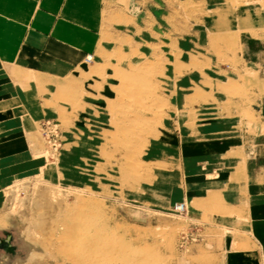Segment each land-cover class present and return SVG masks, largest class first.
<instances>
[{"label": "rangeland", "instance_id": "374dc122", "mask_svg": "<svg viewBox=\"0 0 264 264\" xmlns=\"http://www.w3.org/2000/svg\"><path fill=\"white\" fill-rule=\"evenodd\" d=\"M6 2L14 11L0 17L10 21L39 6ZM63 8L69 37L93 46L67 76L30 74L22 106H0V264H58L56 248L54 256L29 241L54 196L89 199L100 246L128 245L96 264H222L236 232L222 227L220 210L195 218L190 187L214 177L221 152L231 161L244 144L264 145V0H63ZM236 23L244 39L234 52L214 34L231 39ZM14 69L0 61V83L20 87ZM141 105L146 122L133 114Z\"/></svg>", "mask_w": 264, "mask_h": 264}, {"label": "crops", "instance_id": "0c3cea01", "mask_svg": "<svg viewBox=\"0 0 264 264\" xmlns=\"http://www.w3.org/2000/svg\"><path fill=\"white\" fill-rule=\"evenodd\" d=\"M8 4L0 0L2 12L14 11V5ZM62 4L63 0H39V6L29 10L24 21L0 17V61L16 64L21 69L14 71L27 74L16 78L13 72L14 84L20 87L0 83L1 107L22 106L17 96L25 92L30 74L67 76L78 66L85 49L93 46H80L69 37L68 18L63 21L66 6L62 9ZM19 7L16 13L25 15ZM17 27L20 29H13ZM15 112L12 117L16 116ZM18 144L16 141L8 147L12 149ZM211 146L217 148L213 143ZM221 153L220 170L214 177L206 174L204 181L195 180L190 187L191 213L195 218L202 214L211 218L213 212L220 210L221 216L215 217L221 220L222 227L227 225L236 232L235 237L228 235L223 244L222 264H264V145L244 144L231 161L228 149Z\"/></svg>", "mask_w": 264, "mask_h": 264}, {"label": "bare ground", "instance_id": "6f19581e", "mask_svg": "<svg viewBox=\"0 0 264 264\" xmlns=\"http://www.w3.org/2000/svg\"><path fill=\"white\" fill-rule=\"evenodd\" d=\"M230 24H226V26L234 25V24L231 25ZM226 26L222 25V27L225 28ZM239 26L240 24H237V31L236 33L234 32L235 35L231 39L227 38L226 35L221 36L215 33L214 36L216 39V43L220 45V43L229 42L233 47V49L235 50L234 52H236L238 46L241 45L240 41L244 39L241 38L242 30H240L241 28ZM213 27L217 29L216 26ZM213 27H211V30L213 29ZM224 32H226L225 29ZM224 32L222 33L224 34ZM91 60L92 61L94 60L93 56H91ZM237 71L238 70H236V73ZM191 79L187 78L181 82L186 84L187 82H190ZM176 87L177 86H175V89H177ZM139 97L142 98L140 94ZM157 97L159 98V96ZM238 102L239 101H237L235 105H239ZM146 107L147 106L145 105L144 106L141 105L140 107H137L133 111L136 120L145 121L147 116L144 108ZM54 199L55 200L48 198L47 200H45L42 209L45 208L46 213H42V212L40 213L41 219L40 218L38 219L36 215L34 216V220L32 221V223L34 222V224L37 225L38 234L40 237H36L35 239L29 238V241L33 242L35 245L41 246L47 252L55 250L54 248H56L57 252L59 253L58 256L56 257L57 261L55 260V257L53 258L55 263L58 262V264H67V263L96 264L98 261L103 260L104 257H109L111 255L118 256L121 255L123 252L128 253L127 252L128 245L124 241L118 242L110 239L108 242L105 241L106 244L104 245V247L100 246V239L97 232L96 223L94 220V215L89 212L91 209H94L95 203L91 202L89 199H83L81 197L78 202H70L69 200L66 199L59 201V198L57 196H54ZM38 207H39V211H41V205ZM62 208L65 209L62 210ZM185 210H186V205H185ZM33 248L35 249V247Z\"/></svg>", "mask_w": 264, "mask_h": 264}, {"label": "built area", "instance_id": "2783aa9c", "mask_svg": "<svg viewBox=\"0 0 264 264\" xmlns=\"http://www.w3.org/2000/svg\"><path fill=\"white\" fill-rule=\"evenodd\" d=\"M87 60H88L89 62L92 61V60H91V56H88V57H87ZM175 210H176L177 212H179V213L184 212V211H185V205H184L183 203H178V204H176V206H175Z\"/></svg>", "mask_w": 264, "mask_h": 264}]
</instances>
